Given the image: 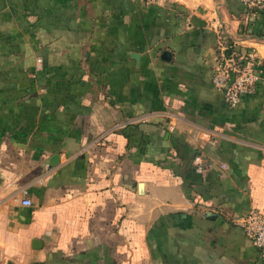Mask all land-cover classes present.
<instances>
[{
    "label": "crops",
    "instance_id": "1",
    "mask_svg": "<svg viewBox=\"0 0 264 264\" xmlns=\"http://www.w3.org/2000/svg\"><path fill=\"white\" fill-rule=\"evenodd\" d=\"M225 33L264 76L240 0H0L5 264H263L264 77L227 105Z\"/></svg>",
    "mask_w": 264,
    "mask_h": 264
},
{
    "label": "built area",
    "instance_id": "2",
    "mask_svg": "<svg viewBox=\"0 0 264 264\" xmlns=\"http://www.w3.org/2000/svg\"><path fill=\"white\" fill-rule=\"evenodd\" d=\"M242 6L251 14L258 15L264 13V0H240ZM42 63L38 59V64ZM241 64V65H240ZM238 62L232 56L223 58V61L216 67L213 77L214 86L223 93L225 102L230 107H235L240 102L243 95L252 94L257 84L263 80L261 67L255 62ZM153 114H145L125 121L117 127H129L137 124L149 123ZM196 163H201V158L195 159ZM227 170L225 165L222 166ZM24 198L21 203L25 207H31L32 202L24 192ZM242 228L253 245L260 251L261 261L264 264V215L258 211H252L247 218L242 221ZM0 264H5L0 257Z\"/></svg>",
    "mask_w": 264,
    "mask_h": 264
},
{
    "label": "trees",
    "instance_id": "3",
    "mask_svg": "<svg viewBox=\"0 0 264 264\" xmlns=\"http://www.w3.org/2000/svg\"><path fill=\"white\" fill-rule=\"evenodd\" d=\"M263 14V13H262ZM224 37H226L227 38V41H228V50H227V52H228V54H226V57H229L230 58V56H233L235 59H236V61L238 62V64H240V62H242V61H244V62H248L249 60H248V58H245V57H243L242 55H240V54H237L236 53V51L234 50V48H233V41L231 40V39H229L228 38V35H227V33H225L224 34ZM250 62V61H249ZM241 65V64H240ZM147 124V123H146ZM141 126V125H145V124H138V126ZM260 252V251H259Z\"/></svg>",
    "mask_w": 264,
    "mask_h": 264
},
{
    "label": "water",
    "instance_id": "4",
    "mask_svg": "<svg viewBox=\"0 0 264 264\" xmlns=\"http://www.w3.org/2000/svg\"><path fill=\"white\" fill-rule=\"evenodd\" d=\"M54 161H56L57 162V159L55 158V160ZM54 161H53V163H54ZM211 214H209L208 215V217L210 216ZM7 264H13L12 262H8Z\"/></svg>",
    "mask_w": 264,
    "mask_h": 264
}]
</instances>
